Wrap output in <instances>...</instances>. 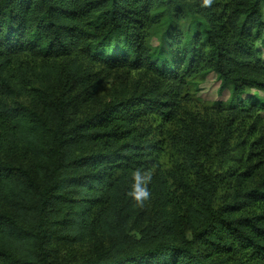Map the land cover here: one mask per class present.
Instances as JSON below:
<instances>
[{
    "label": "trees",
    "instance_id": "1",
    "mask_svg": "<svg viewBox=\"0 0 264 264\" xmlns=\"http://www.w3.org/2000/svg\"><path fill=\"white\" fill-rule=\"evenodd\" d=\"M263 54L264 0H0V264H264ZM208 72L230 95L201 114Z\"/></svg>",
    "mask_w": 264,
    "mask_h": 264
},
{
    "label": "rangeland",
    "instance_id": "2",
    "mask_svg": "<svg viewBox=\"0 0 264 264\" xmlns=\"http://www.w3.org/2000/svg\"><path fill=\"white\" fill-rule=\"evenodd\" d=\"M186 21L184 20L181 23H176L172 21L168 17H164L161 22L155 25L151 29L150 36V46L152 48H157L163 39L164 32L167 30L169 25H178L182 28L186 26ZM264 55V54H263ZM113 75L110 79L105 80L102 84L98 86L96 91L97 101H78V104L75 107H72V115L74 119H79L84 115H87L91 112L98 110V103H106L113 96L117 95V93H121L126 85L120 83V79H122V71L112 72ZM129 75H134V73H130ZM126 80V79H125ZM195 84H193V88L190 91V101L188 102L190 109L195 112H200L201 114H205L210 110V106L212 103L216 101H221L223 103L229 98V91L224 90L220 92V80L217 75L213 72L204 73L202 76L196 77L194 80ZM127 83V82H126ZM55 95H58L59 90L53 87ZM76 91L75 93H77ZM73 93V95L75 94ZM251 93L260 95L264 98V93L260 90L252 89ZM22 102L25 104H30L31 98L28 96L22 97ZM109 244V240L106 237L98 236L97 239L87 241L81 245H76L70 249L61 247L60 250V260L65 261L66 259L74 258V259H82L89 255L95 254L98 250Z\"/></svg>",
    "mask_w": 264,
    "mask_h": 264
},
{
    "label": "clouds",
    "instance_id": "3",
    "mask_svg": "<svg viewBox=\"0 0 264 264\" xmlns=\"http://www.w3.org/2000/svg\"><path fill=\"white\" fill-rule=\"evenodd\" d=\"M205 5H210L212 0H203ZM135 184L133 191L130 193L138 203H143L150 196L147 183L151 180V174L143 170H136L134 173Z\"/></svg>",
    "mask_w": 264,
    "mask_h": 264
}]
</instances>
